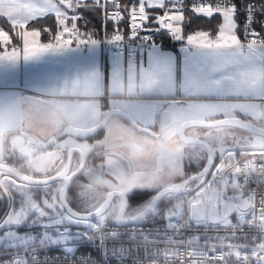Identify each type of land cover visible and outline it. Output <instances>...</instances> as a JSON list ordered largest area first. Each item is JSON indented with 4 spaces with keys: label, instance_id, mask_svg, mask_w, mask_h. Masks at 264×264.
I'll use <instances>...</instances> for the list:
<instances>
[{
    "label": "snow or ice",
    "instance_id": "snow-or-ice-1",
    "mask_svg": "<svg viewBox=\"0 0 264 264\" xmlns=\"http://www.w3.org/2000/svg\"><path fill=\"white\" fill-rule=\"evenodd\" d=\"M0 19V264H264V0H0Z\"/></svg>",
    "mask_w": 264,
    "mask_h": 264
},
{
    "label": "trees",
    "instance_id": "trees-1",
    "mask_svg": "<svg viewBox=\"0 0 264 264\" xmlns=\"http://www.w3.org/2000/svg\"><path fill=\"white\" fill-rule=\"evenodd\" d=\"M125 2H127V0H125ZM89 16V19L91 20V24L89 25L92 28H99L100 27V20L98 17L93 16L91 13L87 14ZM219 23V17H214L212 20H209L207 18H203V17H193V20L191 22V25L189 27H187L185 29L186 32H190L193 30H197V29H211L214 28L215 25ZM43 24L44 26H51L54 24V19H50V18H44L43 20ZM38 27L41 25H37ZM109 28H111V25L109 24L108 26ZM43 40H47V36H43L42 35ZM194 170V169H193ZM146 199V194H137L134 198H133V203H138L142 200ZM2 207H0V212H2Z\"/></svg>",
    "mask_w": 264,
    "mask_h": 264
},
{
    "label": "built area",
    "instance_id": "built-area-1",
    "mask_svg": "<svg viewBox=\"0 0 264 264\" xmlns=\"http://www.w3.org/2000/svg\"><path fill=\"white\" fill-rule=\"evenodd\" d=\"M189 2H191V0H189ZM235 2L237 3L238 6H241L243 3L247 2V0H235ZM241 20H243V15L241 14L240 17ZM254 27L256 28L257 31H261V26L259 23H257L256 25H254ZM125 28H127V25H125ZM109 30H111V28H109ZM157 42L158 43H162L164 47H168L171 49H176L177 45L175 43H173L170 39H168V37L166 35H158L156 37ZM254 186V185H253ZM159 224H162L163 222L160 221L158 222ZM145 227H152L151 224L145 225ZM120 231H125L124 228H121ZM82 251L88 250V249H81Z\"/></svg>",
    "mask_w": 264,
    "mask_h": 264
},
{
    "label": "crops",
    "instance_id": "crops-1",
    "mask_svg": "<svg viewBox=\"0 0 264 264\" xmlns=\"http://www.w3.org/2000/svg\"><path fill=\"white\" fill-rule=\"evenodd\" d=\"M2 20H3V19H2ZM0 21H1V19H0ZM3 21H5V20H3ZM0 26L5 27L6 30L9 28V25L7 24V22H5L4 25H2V23L0 22ZM197 30H198V29H197ZM193 31H194V30H193ZM190 32H191V31H190ZM41 39H42V41H46V40H43L42 37H41ZM13 42L15 43V40H14ZM166 49H169V48H166ZM173 50H175V49H173Z\"/></svg>",
    "mask_w": 264,
    "mask_h": 264
},
{
    "label": "rangeland",
    "instance_id": "rangeland-1",
    "mask_svg": "<svg viewBox=\"0 0 264 264\" xmlns=\"http://www.w3.org/2000/svg\"><path fill=\"white\" fill-rule=\"evenodd\" d=\"M0 22L2 23V25H4L6 21H3V20L1 19V21H0Z\"/></svg>",
    "mask_w": 264,
    "mask_h": 264
},
{
    "label": "bare ground",
    "instance_id": "bare-ground-1",
    "mask_svg": "<svg viewBox=\"0 0 264 264\" xmlns=\"http://www.w3.org/2000/svg\"><path fill=\"white\" fill-rule=\"evenodd\" d=\"M165 48H168V47H165ZM169 49H171V48H169Z\"/></svg>",
    "mask_w": 264,
    "mask_h": 264
}]
</instances>
